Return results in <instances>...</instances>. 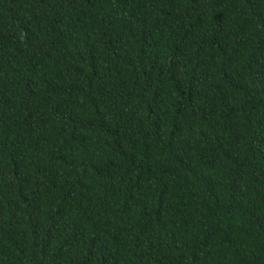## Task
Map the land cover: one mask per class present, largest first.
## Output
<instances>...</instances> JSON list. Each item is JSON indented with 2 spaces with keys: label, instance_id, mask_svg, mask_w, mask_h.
Instances as JSON below:
<instances>
[{
  "label": "trees",
  "instance_id": "16d2710c",
  "mask_svg": "<svg viewBox=\"0 0 264 264\" xmlns=\"http://www.w3.org/2000/svg\"><path fill=\"white\" fill-rule=\"evenodd\" d=\"M0 264H264V0H0Z\"/></svg>",
  "mask_w": 264,
  "mask_h": 264
}]
</instances>
